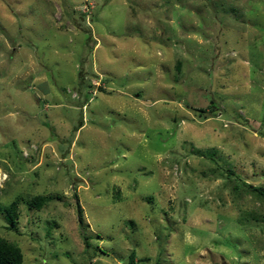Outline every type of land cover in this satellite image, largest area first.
<instances>
[{"label":"rangeland","instance_id":"374dc122","mask_svg":"<svg viewBox=\"0 0 264 264\" xmlns=\"http://www.w3.org/2000/svg\"><path fill=\"white\" fill-rule=\"evenodd\" d=\"M247 185L264 0H0V202L50 197L0 214L23 264H264Z\"/></svg>","mask_w":264,"mask_h":264},{"label":"trees","instance_id":"16d2710c","mask_svg":"<svg viewBox=\"0 0 264 264\" xmlns=\"http://www.w3.org/2000/svg\"><path fill=\"white\" fill-rule=\"evenodd\" d=\"M91 34L87 40H90ZM250 189L251 193L258 196L261 199H264V188H257L251 185L246 186ZM50 197L45 195H37L30 199L24 200L22 197H17L13 202L8 205H3L0 202V214L5 215L8 222L11 224L9 226L10 230L15 229V223L19 218V204L21 201H25L28 208L41 209L48 201ZM80 213V212H79ZM81 215V213H80ZM82 220V219H81ZM135 252L133 251L129 256V264H135ZM0 264H23V255L21 250L3 239L0 236Z\"/></svg>","mask_w":264,"mask_h":264}]
</instances>
